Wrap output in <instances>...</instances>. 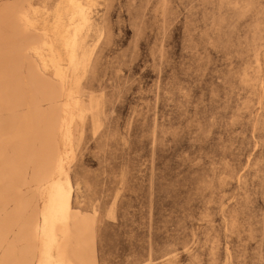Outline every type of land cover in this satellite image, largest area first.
Listing matches in <instances>:
<instances>
[{
	"label": "rangeland",
	"instance_id": "rangeland-1",
	"mask_svg": "<svg viewBox=\"0 0 264 264\" xmlns=\"http://www.w3.org/2000/svg\"><path fill=\"white\" fill-rule=\"evenodd\" d=\"M62 1L0 0V264H264V0H91L65 98Z\"/></svg>",
	"mask_w": 264,
	"mask_h": 264
},
{
	"label": "bare ground",
	"instance_id": "bare-ground-1",
	"mask_svg": "<svg viewBox=\"0 0 264 264\" xmlns=\"http://www.w3.org/2000/svg\"><path fill=\"white\" fill-rule=\"evenodd\" d=\"M91 0H63L59 6L54 20L49 24L48 31L53 35L55 44H59L60 49L55 47L57 61L66 62L63 77V96L70 97L75 95L77 81L79 79V70L82 69L89 58V51L85 47L83 29L90 20L91 10L87 4ZM61 11L66 12L65 20ZM41 63L43 69L47 68L48 60L40 51L35 53ZM75 102L78 101L75 96ZM66 102L60 113V123L57 139L59 138L63 144L70 138V127L67 121ZM66 149V148H65ZM64 171V157L58 146L56 148V166L53 177L47 181L49 183L47 191H50V199L48 200L42 220L43 236L53 241L54 227L51 225L61 222L69 217L72 209L68 205L69 191L59 183V175ZM56 176V177H55ZM90 218V217H88Z\"/></svg>",
	"mask_w": 264,
	"mask_h": 264
},
{
	"label": "crops",
	"instance_id": "crops-1",
	"mask_svg": "<svg viewBox=\"0 0 264 264\" xmlns=\"http://www.w3.org/2000/svg\"><path fill=\"white\" fill-rule=\"evenodd\" d=\"M55 166H56V163H55ZM54 170H55V168H54ZM53 174H54V172H53ZM52 177H53V175H52ZM55 177H56V176H55ZM86 237H88V235H87ZM86 239H88V238H86Z\"/></svg>",
	"mask_w": 264,
	"mask_h": 264
}]
</instances>
